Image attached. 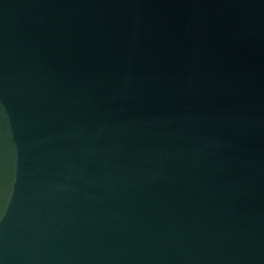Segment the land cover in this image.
<instances>
[{
	"label": "water",
	"instance_id": "1",
	"mask_svg": "<svg viewBox=\"0 0 264 264\" xmlns=\"http://www.w3.org/2000/svg\"><path fill=\"white\" fill-rule=\"evenodd\" d=\"M0 264H264V0H0Z\"/></svg>",
	"mask_w": 264,
	"mask_h": 264
}]
</instances>
